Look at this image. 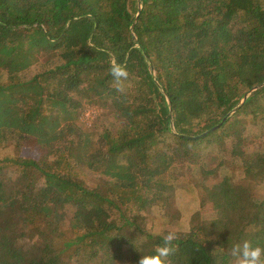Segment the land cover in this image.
Listing matches in <instances>:
<instances>
[{
	"label": "trees",
	"instance_id": "16d2710c",
	"mask_svg": "<svg viewBox=\"0 0 264 264\" xmlns=\"http://www.w3.org/2000/svg\"><path fill=\"white\" fill-rule=\"evenodd\" d=\"M262 84L264 0H0V264H137L177 185L221 213L169 229L170 264L264 247V85L242 103ZM98 104L111 120L87 127ZM240 178L261 194L236 200Z\"/></svg>",
	"mask_w": 264,
	"mask_h": 264
},
{
	"label": "rangeland",
	"instance_id": "374dc122",
	"mask_svg": "<svg viewBox=\"0 0 264 264\" xmlns=\"http://www.w3.org/2000/svg\"><path fill=\"white\" fill-rule=\"evenodd\" d=\"M106 104H98L92 105L85 109L81 116V121L87 127H93L96 124H100L103 122H110L111 115L107 112ZM236 112V111H235ZM229 113V115H233ZM35 140L30 138L26 141V144L23 148V154L26 156H35L38 152L42 150V147L37 143L34 142ZM8 148V149H7ZM5 147L4 149H0V157L5 155L8 150L11 151L10 147ZM11 154V152H9ZM190 175L191 172L188 171ZM218 179V177L216 178ZM239 183L241 186L239 189L235 190L233 193V197L241 202H245L247 197L251 192H255V194H261V188L257 187L251 181H244L243 178L239 179ZM263 192V188H262ZM176 201H177V213L171 215H167L165 212L161 211L159 206H154L151 209V213L149 216V220L152 222L155 231H163L168 232L169 229H187L190 217L192 216L193 212L196 210H200L204 217L207 219H211L214 215L220 214L221 209L215 202H208L202 204L196 194L194 192H190L189 190L179 187L177 185V192H176ZM106 218V216H105ZM126 231V227L123 228L122 232ZM126 233V232H125ZM73 264H79L78 262H73Z\"/></svg>",
	"mask_w": 264,
	"mask_h": 264
},
{
	"label": "clouds",
	"instance_id": "9594fccd",
	"mask_svg": "<svg viewBox=\"0 0 264 264\" xmlns=\"http://www.w3.org/2000/svg\"><path fill=\"white\" fill-rule=\"evenodd\" d=\"M110 71L113 77L112 86L118 92H125L126 82L129 79L126 66L113 60ZM177 239L178 234L176 232L168 231L163 236L162 245L157 247L155 253L140 256L137 264H170L169 257L175 252L174 241ZM229 255L233 259V264H264V247L258 244L254 245L249 240L233 245ZM216 264H222V260L217 259Z\"/></svg>",
	"mask_w": 264,
	"mask_h": 264
},
{
	"label": "water",
	"instance_id": "95a60500",
	"mask_svg": "<svg viewBox=\"0 0 264 264\" xmlns=\"http://www.w3.org/2000/svg\"><path fill=\"white\" fill-rule=\"evenodd\" d=\"M141 7H142V4L140 5V10H141ZM140 10H139V12H140ZM135 22H136V21H135ZM131 28H132V30H133V26H132ZM153 74H154V76H155V78H156V71H155L154 68H153ZM263 85H264V84H262V85H258V86H256V87L252 88L250 91H248V92L244 95V97H243V99H242V103L244 102V100H246V99L248 98V96L250 95V93H251L252 91L258 89L259 87H261V86H263ZM161 89H162V88H161ZM162 90H163V89H162ZM235 111H236V108H235L234 110H232L230 114H232V113L235 112ZM171 126H172V129H174L173 124H172Z\"/></svg>",
	"mask_w": 264,
	"mask_h": 264
}]
</instances>
